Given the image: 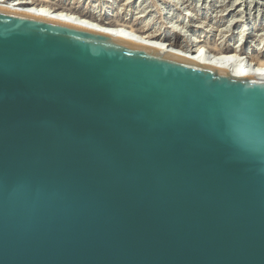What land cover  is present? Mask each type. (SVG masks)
I'll return each mask as SVG.
<instances>
[{
	"label": "water",
	"instance_id": "obj_1",
	"mask_svg": "<svg viewBox=\"0 0 264 264\" xmlns=\"http://www.w3.org/2000/svg\"><path fill=\"white\" fill-rule=\"evenodd\" d=\"M0 264H264V78L0 8Z\"/></svg>",
	"mask_w": 264,
	"mask_h": 264
},
{
	"label": "rangeland",
	"instance_id": "obj_2",
	"mask_svg": "<svg viewBox=\"0 0 264 264\" xmlns=\"http://www.w3.org/2000/svg\"><path fill=\"white\" fill-rule=\"evenodd\" d=\"M47 1L53 5L74 8L81 11H98V14H104V17L112 21L146 27V29H150L151 31L162 27L161 32L168 34L172 39L184 42H189L192 39L190 41L192 44H198L209 50L234 45L237 42L239 43L238 39L242 35L241 31L244 29V23H250V26L254 27L246 31V33H249L248 36L251 35L248 37L250 41L247 47L249 49L248 51H252L254 57L264 60V41L258 38L259 35L256 37L258 40L252 38L253 35L263 32H256L255 30L259 27H264V0H234V5H232L233 0H178L179 5L174 7L167 5V3L165 4L166 1L164 0ZM249 2H252L251 5ZM259 2L262 5H256ZM167 7L172 8L171 10L168 9V12L170 11L169 13L165 11ZM142 9H146L147 11L144 12ZM185 9L188 10L186 11ZM147 13L149 14L145 16ZM232 15H235V21L230 22L229 19H231ZM179 16L185 20L184 24L195 26H191L192 29L189 27L182 28L183 24L176 22ZM193 40H197L198 42H193Z\"/></svg>",
	"mask_w": 264,
	"mask_h": 264
},
{
	"label": "bare ground",
	"instance_id": "obj_3",
	"mask_svg": "<svg viewBox=\"0 0 264 264\" xmlns=\"http://www.w3.org/2000/svg\"><path fill=\"white\" fill-rule=\"evenodd\" d=\"M164 1H166L165 4L167 3V5L171 7L179 5L178 0H164ZM251 3L252 2H249L250 5ZM234 4L235 3L233 0L232 5ZM260 4L261 3L259 2V4L257 3L256 5H260ZM171 7L165 8L166 9L165 11L169 13L170 11L168 12V9L171 10L172 9ZM0 8L6 10H13L15 12L25 13L29 15L46 17L61 22H67L85 29L104 32L106 34L113 35L115 37L124 40L140 43L142 45L156 48L161 51L169 52L179 57L196 61L198 63H202L226 70L231 74H233L234 76H238V77L257 76L264 78V60L254 57L253 52L248 51L249 49L247 48L248 43H250L248 37H250L251 35L248 36L249 33L248 32L246 33V31H249L250 29H252V27H254V26H250V23L249 24L244 23L243 25L244 29H242L243 30L241 31L242 33L240 32L242 35L240 36V39H238L239 43L237 42L234 43V45H228L222 48L209 50L202 46H199L198 44L196 45H194L195 43L192 44L190 42L192 41V39L189 42L172 39L170 36H168V34H164L163 32H161L162 27H159L157 30L151 31L150 29H146V27H139L136 25L126 24L124 22L122 23V22L112 21L109 18L104 17V14L103 15L98 14V11L87 12V11L77 10L74 8L57 6L51 4L47 0H0ZM146 9L145 10L142 9V10L146 12L147 11ZM185 10L187 11L188 9ZM148 14L149 13H147L145 16H147ZM234 16L235 15H232L231 19H229L230 22L234 20ZM176 20L177 23L179 22L178 24H183L182 28L189 27L190 29H192L191 26H195V25L184 24L185 20H183V17L180 16ZM235 24H237V22H235ZM255 31L264 32V27L263 28L259 27ZM263 32L253 35L252 38L255 39L259 35L258 38L261 41H264ZM256 40L258 39L256 38ZM196 41L193 40V42Z\"/></svg>",
	"mask_w": 264,
	"mask_h": 264
}]
</instances>
